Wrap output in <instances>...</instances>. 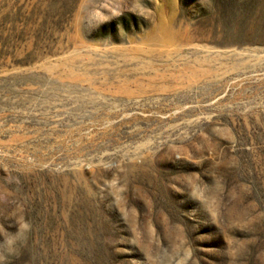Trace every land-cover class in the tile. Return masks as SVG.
<instances>
[{
  "label": "rangeland",
  "instance_id": "obj_1",
  "mask_svg": "<svg viewBox=\"0 0 264 264\" xmlns=\"http://www.w3.org/2000/svg\"><path fill=\"white\" fill-rule=\"evenodd\" d=\"M0 264H264V0H0Z\"/></svg>",
  "mask_w": 264,
  "mask_h": 264
}]
</instances>
